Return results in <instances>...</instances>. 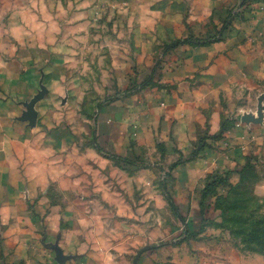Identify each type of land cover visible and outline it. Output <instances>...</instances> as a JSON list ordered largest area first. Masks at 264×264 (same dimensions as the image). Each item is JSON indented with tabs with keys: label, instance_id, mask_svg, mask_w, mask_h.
<instances>
[{
	"label": "crops",
	"instance_id": "0c3cea01",
	"mask_svg": "<svg viewBox=\"0 0 264 264\" xmlns=\"http://www.w3.org/2000/svg\"><path fill=\"white\" fill-rule=\"evenodd\" d=\"M75 135L157 151L179 187L221 179L223 210L175 194L188 264H264V0H0V264H181L133 255L105 223L81 237L69 194L49 189L68 176L49 148Z\"/></svg>",
	"mask_w": 264,
	"mask_h": 264
},
{
	"label": "rangeland",
	"instance_id": "374dc122",
	"mask_svg": "<svg viewBox=\"0 0 264 264\" xmlns=\"http://www.w3.org/2000/svg\"><path fill=\"white\" fill-rule=\"evenodd\" d=\"M133 10L135 13L136 10ZM103 23L102 30L106 31ZM105 41L108 42V39ZM134 73L144 78L143 72ZM103 76L104 74L101 73V77ZM144 80H140L142 86ZM87 121L91 122V126V119ZM66 128L70 136L77 134L74 133V123L69 126L66 124L56 126L58 131H64ZM70 128H73V131ZM132 139L135 140L134 136ZM69 140L63 146L52 143V147L49 148L52 161L58 163L61 159L60 170L63 171L62 174L67 172L68 175L58 177V181L52 182L49 189L52 194H69V205L79 210L78 216L87 224L84 231L86 233L81 234L83 239L102 237L100 227L105 223L109 225L108 237L123 240L128 235L131 236L133 255H137L142 250L150 254L160 251L162 261L168 260L172 263L174 258L179 257L181 264H188L191 253L189 241L192 238L189 218L192 219V216L189 217L176 203L175 194L178 189L182 194H201L199 206L202 209L206 207L207 195V202L211 204L213 197L216 199L218 206L216 208L219 210L228 206L226 203L224 206L221 205V198L228 193L221 184L189 183L180 185L181 188L173 184L174 167L163 168L158 162L157 151L154 152V157L150 151L143 154L135 153L126 141L124 144L129 151L123 154L120 149L117 150L118 144L115 145L116 149L113 146L114 150L109 147L102 149L92 136L85 135L80 138L75 135ZM104 144L106 143L101 141V145ZM122 145L119 147L124 148L125 146ZM194 153L197 152H192L193 156ZM99 162H102L101 166L98 165ZM237 192L231 190L229 194L236 195ZM200 212L197 220L222 224L221 214L215 216L213 220L214 216L207 219L205 214ZM246 217L244 215L243 218L231 220V226L235 228L234 236L243 241H246L245 238H249L251 234L248 232V225L242 222ZM123 222H127L126 225Z\"/></svg>",
	"mask_w": 264,
	"mask_h": 264
},
{
	"label": "trees",
	"instance_id": "16d2710c",
	"mask_svg": "<svg viewBox=\"0 0 264 264\" xmlns=\"http://www.w3.org/2000/svg\"><path fill=\"white\" fill-rule=\"evenodd\" d=\"M228 21H225L224 22V26H227L228 25ZM199 41H201L200 39H199ZM180 44V42H174V43H172V46L174 47V46H177V45H179ZM203 146V144H202V142L200 143V145H199V148H201ZM194 152V151H193ZM195 152H197V151H195ZM195 154V153H194ZM193 155V154H192ZM216 183H218V184H221L222 185V183H223V181L221 180V179H218V180H216L215 181ZM233 195H235V194H233ZM234 202V201H233Z\"/></svg>",
	"mask_w": 264,
	"mask_h": 264
},
{
	"label": "water",
	"instance_id": "95a60500",
	"mask_svg": "<svg viewBox=\"0 0 264 264\" xmlns=\"http://www.w3.org/2000/svg\"><path fill=\"white\" fill-rule=\"evenodd\" d=\"M144 250L140 251L136 256H139Z\"/></svg>",
	"mask_w": 264,
	"mask_h": 264
}]
</instances>
